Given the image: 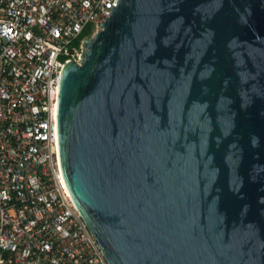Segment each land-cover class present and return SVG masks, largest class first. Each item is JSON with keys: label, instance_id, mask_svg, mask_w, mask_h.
I'll use <instances>...</instances> for the list:
<instances>
[{"label": "water", "instance_id": "95a60500", "mask_svg": "<svg viewBox=\"0 0 264 264\" xmlns=\"http://www.w3.org/2000/svg\"><path fill=\"white\" fill-rule=\"evenodd\" d=\"M69 63L66 184L109 264H264V0H120Z\"/></svg>", "mask_w": 264, "mask_h": 264}, {"label": "built area", "instance_id": "2783aa9c", "mask_svg": "<svg viewBox=\"0 0 264 264\" xmlns=\"http://www.w3.org/2000/svg\"><path fill=\"white\" fill-rule=\"evenodd\" d=\"M119 2L0 0V264H109L65 181L59 106Z\"/></svg>", "mask_w": 264, "mask_h": 264}, {"label": "rangeland", "instance_id": "374dc122", "mask_svg": "<svg viewBox=\"0 0 264 264\" xmlns=\"http://www.w3.org/2000/svg\"><path fill=\"white\" fill-rule=\"evenodd\" d=\"M87 34H88V35H90V31H89V32H87Z\"/></svg>", "mask_w": 264, "mask_h": 264}]
</instances>
